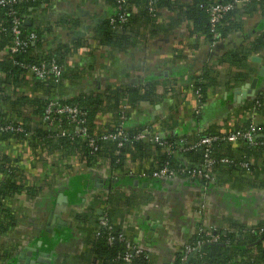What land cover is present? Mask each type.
I'll use <instances>...</instances> for the list:
<instances>
[{
  "label": "trees",
  "instance_id": "trees-1",
  "mask_svg": "<svg viewBox=\"0 0 264 264\" xmlns=\"http://www.w3.org/2000/svg\"><path fill=\"white\" fill-rule=\"evenodd\" d=\"M54 0H14L13 3L0 5V54L10 46L11 30L14 19L20 21L21 38L27 40L30 33L36 34V40L17 53H7L0 59V125L14 128L13 132L0 133V144L13 142L23 151V154L36 153L57 155L61 159L77 157L84 160L89 166L108 167L112 172L109 186L105 187V209L98 211L90 209L87 213L75 211L74 218L86 230L84 243L86 245L87 264H126L123 257L127 254L125 244L117 237L121 234L120 228L114 223L119 209L133 208L148 199V196H129L124 198L117 189L130 186L133 188L135 180H142L148 184L158 185L163 179L154 176V173L162 168L174 171L175 177L185 184H207L205 180L193 178L188 172L200 166L204 160L206 147L190 149L186 135H174L164 137L160 132L150 130L153 135L159 137V143L137 141L134 137L141 131L132 128L125 130L120 127L125 120L123 107L139 111L142 107H152L161 100L158 93L159 83L148 82L142 86L107 87L101 94L91 93L80 95L76 98L62 100V104L74 105L80 109V118L84 121L82 126L86 130L84 136L72 132L73 123L67 117H55L48 122L43 119L46 103L53 92L61 90L64 82L71 80L65 75V61L75 52L74 48L61 46L52 51L36 52L43 46L42 32L34 21L25 25V21L32 15L33 10L40 8L42 4H50ZM242 2L236 5L235 2ZM114 13L105 21L96 26L94 30L95 40L99 46H108L119 52H126L129 48L136 47L139 43L141 32L148 33L149 37L156 38L162 33V28L157 20L161 10L176 13L175 18H170L167 25L177 26L183 21H189L192 26V35H201L207 41L213 43L226 40L232 34H242L245 26V17L259 15L264 17V0H191L185 7L180 5V0H105ZM233 4L234 8L228 11L215 28L219 38H214V32L209 23V8L215 4ZM122 8L119 10L118 7ZM124 15V21H120V15ZM111 19L113 23H111ZM264 51V27L260 33L246 46L230 50L222 54L217 60L216 66L206 67L197 74L187 76L185 84L188 88L198 93V105L205 106L215 88L224 85L227 90L244 85L251 80L257 72L250 61L251 55H259ZM55 62L61 69L58 79L42 82L34 80L31 92L37 95H26L21 87L26 83L27 66ZM221 67L219 69V67ZM223 68L227 73H221ZM223 76L221 77V75ZM77 75L73 76L75 78ZM222 78V79H221ZM11 87L17 91L11 92ZM165 92L174 89L169 83L165 84ZM242 110L255 111L264 115V94L245 101ZM6 105L8 109L3 108ZM110 113L114 125L98 126L96 120L99 113ZM127 116V114H126ZM120 125V126H119ZM119 126V127H118ZM255 129L256 145H246L243 141L237 144H228L221 140L227 134ZM60 128L65 134H60ZM122 129L128 139L118 147V143L106 142L101 139L108 133H116ZM168 127L162 126L161 132ZM218 137L213 141L209 154L215 159L213 167L214 183L220 175H233L235 173H252L255 169V160L264 155V125L253 126L247 122L242 127L236 125L230 130L218 127L207 128L202 131L192 143H198L201 138ZM91 141L94 145L91 146ZM20 156V155H19ZM18 156V157H19ZM22 156V155H21ZM17 157L8 153H0V240L10 233L17 224L14 210L9 206V200L14 196L24 194L30 200L38 198L41 188L36 184L27 186L23 183L24 174L17 167ZM133 160L143 168L139 171H126L128 160ZM232 163H222V160ZM183 161H188L190 166H185ZM254 160V163L252 162ZM250 163L249 171L243 168V164ZM71 186V187H70ZM69 200L77 205L81 202V195L88 192L91 183L84 178H74L70 181ZM250 186L264 190V172L262 179L250 184ZM134 190H138L133 188ZM149 187L145 190H151ZM102 219L108 223L111 229L101 225ZM233 230L224 234L215 233L217 242H210L209 238L200 230L199 226L187 246L193 250L187 259L182 261L185 254L177 255L173 264H264V221L257 227L245 229L242 225L231 227ZM70 234L67 229L56 231L55 235L44 232L42 241L46 248L53 249L60 241H69ZM113 240L110 241V239ZM201 243V244H200ZM143 251V250H142ZM144 249L143 256H135L132 264H155L149 260ZM71 254V251L68 252ZM67 253V255H69ZM148 254V253H147ZM72 255V254H71ZM191 257V258H190ZM55 264L60 260L69 262L68 257L56 255ZM60 258V259H59ZM0 264H17L14 250L0 247Z\"/></svg>",
  "mask_w": 264,
  "mask_h": 264
},
{
  "label": "crops",
  "instance_id": "crops-1",
  "mask_svg": "<svg viewBox=\"0 0 264 264\" xmlns=\"http://www.w3.org/2000/svg\"><path fill=\"white\" fill-rule=\"evenodd\" d=\"M190 2L180 0V5L185 7ZM113 13L105 0H54L33 10L31 21L43 33L41 48L47 51L61 46L75 49L65 61L64 73L71 80L67 79L61 90L50 96L62 103L64 99L80 95L101 94L107 87H138L157 82L158 93L162 96L158 104L142 107L139 111L129 108L120 127L125 130L143 127V131H158L164 137L186 135L192 142L211 127L230 130L247 122L253 126L264 125L263 114L242 110L243 103L249 98L240 105L233 104L232 88L227 90L220 85L210 95L208 103L200 107L196 92L185 84L188 75L197 74L207 66H216L222 54L251 42L264 27V17H245L242 34H232L223 42L211 43L201 35H192L193 26L189 21L169 27L167 23L170 18L176 17V13L164 9L157 20L163 29L160 35L151 38L148 33L141 32L136 47L119 52L108 46H99L94 36L96 26ZM253 57L261 58V64L253 62ZM251 59L257 71L252 80L264 66V51L251 55ZM221 73L226 74L227 69L223 68ZM168 83L174 88L171 92H165L164 87ZM261 94H264V78L259 79L255 94L250 99ZM96 123L104 127L114 125L108 112L99 113ZM162 126L168 129L161 132ZM22 151L13 142L0 146V153L17 157V166L26 179L41 188V194L34 200L24 194L9 200L17 224L0 240V247L14 250L17 264H26L27 257L20 260L18 256L28 248L34 249L28 260L35 264H55L56 255L69 259V262L60 260L59 264H87V249L83 240L86 230L76 221L74 213H87L90 209L101 212L106 208L103 204L104 188L94 187L93 180L109 181L112 172L105 166H89L75 156L61 159L57 155L23 154ZM182 162L185 166L191 165L188 161ZM142 168L133 160L127 161V172ZM263 172L264 155L256 158L252 173L220 175L217 188L209 184H196L194 187L177 179H163L155 186L140 180L139 186H133L138 190L126 186L117 191L124 198L131 195L148 196V199L133 208H120L114 223L127 240L148 251L149 260L155 264H173L199 226L224 235L233 230L232 225L252 229L264 221V190L250 186L262 179ZM74 178H84L92 185L88 192L81 195L82 200L77 205L69 200L68 187ZM143 183L147 186L142 187ZM149 187L152 189L145 192ZM62 194L68 203L59 206L57 199ZM51 213L57 214L66 223L54 229L52 235L65 227L71 236L69 241H60L53 249L46 248L41 240ZM39 253L47 254L45 260L49 263L38 262Z\"/></svg>",
  "mask_w": 264,
  "mask_h": 264
},
{
  "label": "built area",
  "instance_id": "built-area-1",
  "mask_svg": "<svg viewBox=\"0 0 264 264\" xmlns=\"http://www.w3.org/2000/svg\"><path fill=\"white\" fill-rule=\"evenodd\" d=\"M14 0H0V5H5L7 3H13ZM123 0H119V3H122ZM242 2L236 1V5H241ZM122 7L119 6L118 9L120 10ZM234 8V3L232 4H215L210 6L209 8V23L212 27V30L214 32V38L218 39L219 36L217 33H215V28L218 25V23L223 19L224 15L232 10ZM124 15H120V21H124ZM111 23H113V20L111 19ZM20 21L17 19H14L13 22V27L11 30V43L8 48H6L1 54H0V59L7 53H17L20 51V49H23L28 42H33L36 40V34L35 33H30L29 37L27 40H24L21 38V31H20ZM39 52H45L43 48L39 49ZM28 69V75L26 77V83L21 87L22 91L26 95H30L32 97H35L34 93L31 92L32 87H34V80L38 79L42 82H47L49 80H54L58 79L61 75V69L60 67L55 63L51 62L50 64L46 65V63H41L39 65H32V66H27L25 67ZM17 89L15 87H11V92H15ZM196 95L198 96V93L196 92ZM2 107L5 109H8L6 105H2ZM129 112L128 107L123 108V115L126 117V113ZM82 115V112L80 109L74 105H69V104H62L61 102L58 101L53 96H50L47 103L46 107L43 112V119L45 121L51 122L55 120V117H67L73 123V128L72 132H74L77 135H82L84 136L86 134V130L81 127L79 128L78 126H82L84 121L80 118ZM14 128L10 126H2L0 125V133H5V132H13ZM66 132L64 129L60 128V134L64 135ZM255 129L254 127L251 128L247 132H242V131H235L232 133L227 134L224 138L221 140L225 141L228 144H237L239 141H243L246 145L254 146L257 144L255 140ZM103 141L106 142H113V143H118V147L122 146V143L128 139L126 133L122 130L119 129L116 133H108L104 136L101 137ZM135 140L137 141H143V142H152V143H159V137L156 135H153L149 130L139 132L135 137ZM220 140L218 137H205L201 138L199 142L192 143L188 142L190 149H195L198 147H206L207 150L204 154V160L203 163L196 167L193 168L190 172L191 177L193 178H198L205 180L207 184L213 185L214 183V177L212 175L213 173V167L215 165V159L212 158L209 154L208 149L211 147V143L213 141ZM2 144H0L1 146ZM94 145V141H91V146ZM261 145H264V143H261ZM222 163H232L231 161L228 160H222ZM249 165L250 163H245L243 164V168L246 171H249ZM18 167V166H17ZM20 169V167H18ZM21 170V169H20ZM22 171V170H21ZM24 174V173H23ZM154 176L160 179H172L175 177L174 171L169 170L168 168H162L159 171L154 173ZM2 176H0V181L2 180ZM30 179H26L24 176V181L23 183L26 184L27 186H32L35 183H31L29 181ZM101 225L106 227L107 229H111V227L108 225L106 221L102 219ZM200 233H203L206 237L209 238L210 242H217L218 237L210 230H200ZM113 240V238L110 239V241ZM117 240L123 242L125 244V247L127 249V254L124 255L123 261L126 264H132V260L135 256H143V251L142 249L138 248L136 245L131 243L129 240L125 238V236L121 233L118 235ZM201 244V243H200ZM193 249L189 246L186 247L185 249V254L182 257V261H185L187 259V256L189 253H191Z\"/></svg>",
  "mask_w": 264,
  "mask_h": 264
},
{
  "label": "water",
  "instance_id": "water-1",
  "mask_svg": "<svg viewBox=\"0 0 264 264\" xmlns=\"http://www.w3.org/2000/svg\"><path fill=\"white\" fill-rule=\"evenodd\" d=\"M31 21H30V17L25 21V25H30ZM253 62L261 64V58L259 57H253L251 59ZM263 79L264 78V66L262 65V67L259 70L258 76L253 78L252 80H250L249 82L245 83L243 86L237 87L233 90V94H232V102L234 105H240L242 104L243 101H245L246 99H250L254 96L256 88H257V84L259 79ZM109 181H103V180H99V179H94L93 180V186L96 188H105L109 186ZM139 181L135 180L133 183V186L137 187L139 186ZM147 184L143 183L142 187H146ZM209 186V185H208ZM68 200L67 198L62 194L59 195L58 199H57V205L61 206L63 204H67ZM98 214L100 215L101 212L99 211ZM66 223H64L63 221L60 220L59 216L57 214L51 213L50 219L47 222V227L45 228L47 233L50 234H54V229H59L61 226H65ZM39 245V244H38ZM34 252V249L32 248H28L27 251L25 253H21L18 258L20 260L25 259V263L26 264H35L34 261H29L28 260V256H31V253ZM39 259L38 262H44V263H49L48 261L45 260V258L48 256L47 254L44 253H39ZM191 258V257H190ZM189 260L185 263L188 264Z\"/></svg>",
  "mask_w": 264,
  "mask_h": 264
}]
</instances>
